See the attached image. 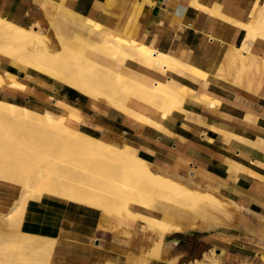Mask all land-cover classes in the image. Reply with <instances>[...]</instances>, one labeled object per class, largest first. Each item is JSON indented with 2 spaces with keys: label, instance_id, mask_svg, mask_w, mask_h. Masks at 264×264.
Returning <instances> with one entry per match:
<instances>
[{
  "label": "crops",
  "instance_id": "0c3cea01",
  "mask_svg": "<svg viewBox=\"0 0 264 264\" xmlns=\"http://www.w3.org/2000/svg\"><path fill=\"white\" fill-rule=\"evenodd\" d=\"M43 1L0 0V15L46 31L64 11H43ZM61 2L81 18L77 24L88 21L92 33L74 30L95 42L115 34L185 65L166 71L183 95L181 108L162 116L129 104L157 128L8 59L0 73L12 70L28 91L3 85L0 99L54 112L65 103L80 118L69 126L143 159L155 175L211 193L225 208H167L158 219L170 230L161 235L141 219L103 220L95 210L44 195L27 209L23 231L53 240L49 264H264V0ZM57 8L56 19L45 21L44 13ZM18 195L0 185V212Z\"/></svg>",
  "mask_w": 264,
  "mask_h": 264
},
{
  "label": "bare ground",
  "instance_id": "6f19581e",
  "mask_svg": "<svg viewBox=\"0 0 264 264\" xmlns=\"http://www.w3.org/2000/svg\"><path fill=\"white\" fill-rule=\"evenodd\" d=\"M39 6L43 11L62 9L60 23L46 22L44 32L39 23H16L0 15L1 62L21 64L76 90L84 100L104 103L145 123L151 124L129 104L162 116L181 108L183 95L167 80L166 71L184 70L185 65L163 54L145 53L115 34H102L95 42L74 30L76 26L92 33L88 21L77 24L74 20L81 18L66 10L61 0H45ZM6 72L0 73V86L28 89L12 70ZM59 104L58 112L39 111L0 99V185L19 191L10 208L0 212V264H49L53 240L22 229L27 209L44 195L95 210L103 220L141 219L161 235L170 226L158 219L166 213L158 207L194 213L206 206L225 208L211 193L155 175L143 159L69 126L67 120L80 118L67 104Z\"/></svg>",
  "mask_w": 264,
  "mask_h": 264
},
{
  "label": "rangeland",
  "instance_id": "374dc122",
  "mask_svg": "<svg viewBox=\"0 0 264 264\" xmlns=\"http://www.w3.org/2000/svg\"><path fill=\"white\" fill-rule=\"evenodd\" d=\"M59 9L57 8V10H54V9H52L50 12H45L44 13V16H45V18H44V20L46 21L47 19H51V20H55L56 19V17H57V15H59ZM44 32H45V30H43ZM186 185V184H185ZM186 186H188V185H186ZM189 187V186H188ZM191 188V187H190ZM162 207V206H161ZM159 209H161L162 211H167V209H164L163 207L162 208H160V207H158ZM17 210H18V208H17ZM17 210H16V212H17ZM12 213V217H11V220H12V222H14L16 219H17V216H16V214L17 213ZM190 219H194V218H191V217H189Z\"/></svg>",
  "mask_w": 264,
  "mask_h": 264
}]
</instances>
